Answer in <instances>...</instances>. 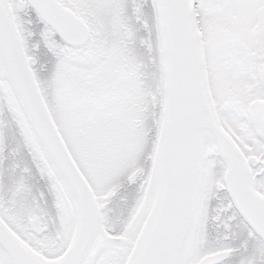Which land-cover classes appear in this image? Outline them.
Listing matches in <instances>:
<instances>
[{"label":"snow or ice","instance_id":"obj_1","mask_svg":"<svg viewBox=\"0 0 264 264\" xmlns=\"http://www.w3.org/2000/svg\"><path fill=\"white\" fill-rule=\"evenodd\" d=\"M0 264H264V0H0Z\"/></svg>","mask_w":264,"mask_h":264}]
</instances>
